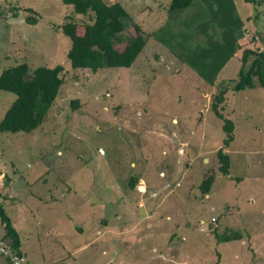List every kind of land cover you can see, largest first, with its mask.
<instances>
[{
	"label": "rangeland",
	"instance_id": "374dc122",
	"mask_svg": "<svg viewBox=\"0 0 264 264\" xmlns=\"http://www.w3.org/2000/svg\"><path fill=\"white\" fill-rule=\"evenodd\" d=\"M234 4L247 24L245 37L238 34L243 49L264 50V0ZM129 13L124 42L140 21ZM68 18L89 22L62 0H0V72L23 62L30 70L64 68L43 124L0 132V186H12L15 206L4 205L5 196L1 204L27 263L264 264V88H230L242 50L212 87L198 85L178 50L157 45L148 26L147 46L130 68L73 71L60 30ZM221 86L228 87L223 116L235 127L229 147L209 107ZM14 99L0 90V120ZM219 149L230 157L227 176ZM211 170L204 196L198 186ZM229 230L242 240L218 243L215 233ZM0 264H8L1 254Z\"/></svg>",
	"mask_w": 264,
	"mask_h": 264
},
{
	"label": "trees",
	"instance_id": "16d2710c",
	"mask_svg": "<svg viewBox=\"0 0 264 264\" xmlns=\"http://www.w3.org/2000/svg\"><path fill=\"white\" fill-rule=\"evenodd\" d=\"M209 5L203 11H190L198 0H171L168 8L169 20L166 26L178 28V35L166 38L164 29L151 32L169 50H178L177 59L189 66L208 85L216 83L218 74L238 50H242V65L238 77L230 87L234 92H241L256 87L264 88V50L243 49L235 36L242 29L243 23L238 18L234 0H206ZM252 2L253 0H245ZM72 6L75 15L88 16L89 22H76L72 18L62 24L61 32L69 38L71 44L67 60L73 71L88 70L96 73L107 68H130L146 47L149 36L139 25H133V38L124 42L122 34L124 21L130 19L120 3L107 4L103 0H62ZM203 18L202 24L195 29L188 28L189 16ZM193 22V21H192ZM197 23V22H195ZM199 34V37L197 36ZM205 38H202V37ZM260 39L264 43L263 37ZM174 55V54H173ZM174 57H176L174 55ZM251 59V60H250ZM248 65V66H247ZM64 68L38 67L30 70L26 63H20L0 72V90L15 96L4 116L0 120V132L30 133L38 129L58 96L64 83ZM227 86H221L217 95L209 104L210 110L220 119L225 134L223 145L229 147L234 140V124L223 116V106ZM73 108L77 102H71ZM219 172L229 175L230 157L219 149L216 153ZM215 181L214 172L208 171L198 186L201 195H208ZM137 179L131 178L130 190L136 187ZM0 225L4 238L10 242L12 251L19 255L20 238L0 202ZM214 237L218 243L242 240L238 232L218 234ZM9 264V260H7Z\"/></svg>",
	"mask_w": 264,
	"mask_h": 264
},
{
	"label": "crops",
	"instance_id": "0c3cea01",
	"mask_svg": "<svg viewBox=\"0 0 264 264\" xmlns=\"http://www.w3.org/2000/svg\"><path fill=\"white\" fill-rule=\"evenodd\" d=\"M104 2H106L107 4H113V3H120L123 8L126 10V12L128 13V15H130L129 13V10H131V12L133 14H138L139 15V19L140 21L138 22V25L144 29V30H147L148 31V26L151 27V29L149 31L151 32H155V31H158V37L160 36V32L164 29L165 31V36L166 38H172L171 34H176L178 35V28H174L172 26H166L167 25V22L169 20V13H168V8H169V5L171 3V0H153V2L151 3L150 0H103ZM209 1H206V0H198V3H195L192 5V9L190 11H196V12H199V11H203L205 10V8L209 5L208 3ZM153 4V6L151 7L150 5ZM155 4V5H154ZM235 5V4H234ZM155 7H157L158 9H161L160 13H157V14H160V17L159 18H156L155 20L152 19V13L154 12V9ZM235 11H236V7H235ZM147 13H149V16L147 15ZM166 13V16L164 17V19L162 18V14ZM154 14V13H153ZM156 14V15H157ZM236 14H237V11H236ZM238 18L240 19V21L243 23V27L242 29H240L239 31H237L235 33V36L238 40V42L240 44H242V46L244 47V44L241 42L242 39H239L238 38V34L239 33H242V35H244L245 37V32L243 29L246 28L247 24L244 23V21L239 17V15L237 14ZM189 18V22H191L192 24H188L189 27L188 28H194L195 25V29L197 28L198 25L202 24V22L204 21L203 18H198L196 15L194 16H189L187 17ZM193 21V22H192ZM197 22V23H195ZM205 22V21H204ZM141 29V30H142ZM143 31V30H142ZM197 36L199 37V34H197ZM202 38H205L204 36ZM157 45H159L160 43L157 41V40H154ZM147 46V45H146ZM161 46V44H160ZM163 48H165L166 46H164L162 44ZM152 49H154V47H151ZM162 48H160L159 51H162L161 50ZM164 55H168L167 52H162ZM170 54V53H169ZM175 60H177L173 54H170ZM236 55V53H235ZM234 55V56H235ZM233 56V57H234ZM232 57V58H233ZM231 58V59H232ZM231 59L228 60V62L226 63V65L231 61ZM185 69V71L191 73V75H195L198 79H199V82H198V85H201L205 83L206 86L208 87H212L210 85H208L200 76H198L192 68H190L189 66H186L184 63L180 62L179 60H177ZM226 65L223 67V69L220 71V73L218 74V77L217 79H219L220 77V74L222 73V71L225 69ZM196 88V90H199L197 87H194ZM11 189H12V186H0V202L1 200L3 199V197L5 196V200L2 202H4L5 204L4 205H7L8 203H11L12 205L11 206H15L13 202H11L10 200L13 199V195H15L14 193L11 192ZM2 198V199H1ZM8 202V203H7ZM17 204V203H16ZM11 219V218H10ZM12 221V219H11ZM12 224H13V227L16 229V231L18 232L17 230V224L12 221ZM1 226V225H0ZM2 227V226H1ZM0 227V239L2 240H8V239H5L3 238V235H4V230H3V227L1 228ZM20 237V236H19ZM20 252L26 257V254L24 252V246H23V243L21 241V237H20V248H19ZM67 255L69 256V253H67ZM7 261V260H6ZM31 264H45L44 262L43 263H33V261H30ZM8 263V261H7ZM58 263V261H57ZM9 264V263H8ZM29 264V263H28Z\"/></svg>",
	"mask_w": 264,
	"mask_h": 264
},
{
	"label": "built area",
	"instance_id": "2783aa9c",
	"mask_svg": "<svg viewBox=\"0 0 264 264\" xmlns=\"http://www.w3.org/2000/svg\"><path fill=\"white\" fill-rule=\"evenodd\" d=\"M0 254L11 264H28L23 254L19 255L11 250L9 240L0 239Z\"/></svg>",
	"mask_w": 264,
	"mask_h": 264
}]
</instances>
